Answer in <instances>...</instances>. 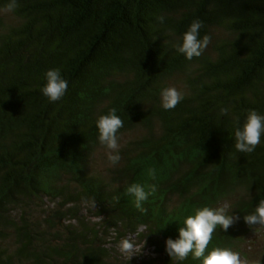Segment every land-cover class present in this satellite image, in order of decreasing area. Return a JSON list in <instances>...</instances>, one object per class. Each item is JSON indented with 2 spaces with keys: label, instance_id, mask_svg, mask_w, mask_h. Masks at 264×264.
I'll use <instances>...</instances> for the list:
<instances>
[{
  "label": "trees",
  "instance_id": "1",
  "mask_svg": "<svg viewBox=\"0 0 264 264\" xmlns=\"http://www.w3.org/2000/svg\"><path fill=\"white\" fill-rule=\"evenodd\" d=\"M11 2L0 0V264H201L171 260L165 240L224 204L239 219L208 250L264 264V227L244 220L264 199V137L252 153L234 139L237 120L264 114V0ZM194 20L211 42L189 60L176 45ZM50 68L68 81L56 102L41 92ZM165 87L183 93L170 110ZM112 108L116 164L95 123ZM133 183L155 186L143 210ZM125 238L150 254L124 259Z\"/></svg>",
  "mask_w": 264,
  "mask_h": 264
},
{
  "label": "clouds",
  "instance_id": "2",
  "mask_svg": "<svg viewBox=\"0 0 264 264\" xmlns=\"http://www.w3.org/2000/svg\"><path fill=\"white\" fill-rule=\"evenodd\" d=\"M16 7V0L7 6V11ZM163 23L164 18H159ZM202 22L194 20L182 34L176 50L191 60L200 56L211 42L209 35L201 37ZM46 83L41 88L42 94L51 102L60 100L68 90V81L62 76L60 69L50 68L45 73ZM183 99V93L175 87H165L160 92V104L165 110H170ZM226 113L227 109H221ZM99 142L108 150V159L112 164L120 160L118 130L123 127V120L115 108L109 109L106 114H101L96 120ZM264 137V114L255 110L249 111L243 121H236L234 128L235 148L241 153H252L256 146L262 143ZM155 175L154 170L150 172ZM155 191L151 186L148 191L139 183L130 184L126 192L134 197L135 206L142 209V204ZM230 205L224 204L217 207L204 206L195 211L194 215L184 218L182 226L178 228L176 238L168 237L165 240V251L171 260L184 261L189 254L193 259H198L201 264H242L240 254L227 247H215L208 250L213 232L219 225L225 232L239 219L235 214H229ZM234 212V209H232ZM245 223L249 226L260 225L264 227V199H261L251 214L244 216ZM146 241L141 245L134 240L125 238L118 244L121 257L130 261L134 256L141 255Z\"/></svg>",
  "mask_w": 264,
  "mask_h": 264
},
{
  "label": "rangeland",
  "instance_id": "3",
  "mask_svg": "<svg viewBox=\"0 0 264 264\" xmlns=\"http://www.w3.org/2000/svg\"><path fill=\"white\" fill-rule=\"evenodd\" d=\"M260 238H262V235L261 234H257V236L256 237H252V241H253V246H252V248L250 249L251 250V254H249V256L251 257V258H254L255 256H256V254H254V252L257 250V251H259V249H258V246H257V244L259 243V242H261V239ZM136 239V238H135ZM137 240V239H136ZM138 244H141L142 245V243H138ZM260 244V243H259ZM145 246H146V244H145ZM149 249V248H148ZM148 249L146 248V249H144V251H143V253H145V254H150V251H151V249H150V251H148ZM241 258V257H240ZM241 261H242V264H248L245 260H243L242 258H241Z\"/></svg>",
  "mask_w": 264,
  "mask_h": 264
}]
</instances>
